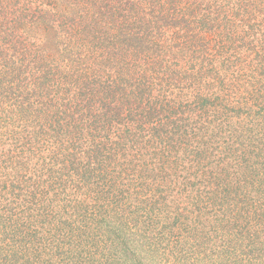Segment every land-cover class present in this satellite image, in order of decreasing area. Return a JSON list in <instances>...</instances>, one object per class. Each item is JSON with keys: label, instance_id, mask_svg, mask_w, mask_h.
<instances>
[{"label": "trees", "instance_id": "1", "mask_svg": "<svg viewBox=\"0 0 264 264\" xmlns=\"http://www.w3.org/2000/svg\"><path fill=\"white\" fill-rule=\"evenodd\" d=\"M0 264H264V0H0Z\"/></svg>", "mask_w": 264, "mask_h": 264}]
</instances>
